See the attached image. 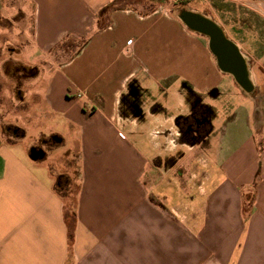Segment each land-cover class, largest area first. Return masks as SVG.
Returning a JSON list of instances; mask_svg holds the SVG:
<instances>
[{
  "label": "crops",
  "instance_id": "obj_1",
  "mask_svg": "<svg viewBox=\"0 0 264 264\" xmlns=\"http://www.w3.org/2000/svg\"><path fill=\"white\" fill-rule=\"evenodd\" d=\"M115 1L28 0L29 61L0 43V264H264V0Z\"/></svg>",
  "mask_w": 264,
  "mask_h": 264
},
{
  "label": "rangeland",
  "instance_id": "obj_2",
  "mask_svg": "<svg viewBox=\"0 0 264 264\" xmlns=\"http://www.w3.org/2000/svg\"><path fill=\"white\" fill-rule=\"evenodd\" d=\"M198 1V0H194ZM136 2H143V0H116L114 3H112L108 9H113L115 7H124L128 6L129 4H133ZM145 2V1H144ZM193 2V1H192ZM176 7H172L169 14L172 12L173 15L176 14ZM0 14L2 18L0 19V43L3 46L4 52L8 53V55H12V57H15L20 54V51L23 50V59L29 61V57L31 56V51H28L31 48V34H32V12L31 7L28 2V0H0ZM217 21V18L214 19ZM196 39L202 40V38L196 33L193 34ZM260 39L264 41L263 38H261V35L259 36ZM65 48L63 51L66 52L63 56V59L66 58L68 55H70L75 49L76 46H78L77 42H73L72 40H68L64 43ZM2 49V50H3ZM264 52V49L261 51ZM30 54V55H29ZM0 55H3V52L0 48ZM32 60V59H31ZM0 88L2 97V101L5 102V98H7V93L4 92L3 87L7 86L8 84L4 80L0 81ZM234 90V89H233ZM234 98V97H233ZM225 99L224 97H220L218 99H210L209 96L206 95V103H209L216 108L217 111L220 110L221 101ZM182 126V124H181ZM10 128V127H9ZM5 129L7 131H12V128ZM176 131L180 133L181 128L176 127ZM183 129V126H182ZM43 140V139H42ZM45 146L50 147L52 145H55L52 141H45ZM44 143V140H43ZM52 144V145H51ZM78 187V172H77V165L75 161L71 160L70 163H68V173L66 172V176L64 178H60L58 182V190L65 194L67 199V213L68 216H72V206L74 205L75 201V195Z\"/></svg>",
  "mask_w": 264,
  "mask_h": 264
},
{
  "label": "water",
  "instance_id": "obj_3",
  "mask_svg": "<svg viewBox=\"0 0 264 264\" xmlns=\"http://www.w3.org/2000/svg\"><path fill=\"white\" fill-rule=\"evenodd\" d=\"M182 19L189 27L195 30L213 34L214 37L210 49L217 57L218 64L222 68L225 67L233 72H237L241 68V60L237 56L234 46L224 39L220 30L213 23L195 14L182 17Z\"/></svg>",
  "mask_w": 264,
  "mask_h": 264
},
{
  "label": "flooded vegetation",
  "instance_id": "obj_4",
  "mask_svg": "<svg viewBox=\"0 0 264 264\" xmlns=\"http://www.w3.org/2000/svg\"><path fill=\"white\" fill-rule=\"evenodd\" d=\"M194 13H190V12H184V13H182V17L184 18V17H187V16H189V15H193ZM196 15V14H195ZM199 16V15H198ZM203 34V33H202ZM204 35H206V38H207V40H208V42H209V44L211 45V43H212V41H213V34L212 33H204Z\"/></svg>",
  "mask_w": 264,
  "mask_h": 264
},
{
  "label": "built area",
  "instance_id": "obj_5",
  "mask_svg": "<svg viewBox=\"0 0 264 264\" xmlns=\"http://www.w3.org/2000/svg\"><path fill=\"white\" fill-rule=\"evenodd\" d=\"M186 1H189V0H173V2H175V3H183V2H186ZM130 42H131V39H129L127 41V44H129Z\"/></svg>",
  "mask_w": 264,
  "mask_h": 264
},
{
  "label": "trees",
  "instance_id": "obj_6",
  "mask_svg": "<svg viewBox=\"0 0 264 264\" xmlns=\"http://www.w3.org/2000/svg\"><path fill=\"white\" fill-rule=\"evenodd\" d=\"M57 182H59V179H58V181Z\"/></svg>",
  "mask_w": 264,
  "mask_h": 264
}]
</instances>
